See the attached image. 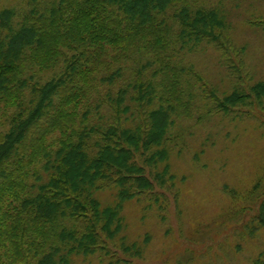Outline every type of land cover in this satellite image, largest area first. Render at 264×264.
Segmentation results:
<instances>
[{
    "label": "trees",
    "instance_id": "trees-1",
    "mask_svg": "<svg viewBox=\"0 0 264 264\" xmlns=\"http://www.w3.org/2000/svg\"><path fill=\"white\" fill-rule=\"evenodd\" d=\"M11 2L0 0V264L108 252L124 204L154 191L152 176L174 186L168 166L148 169L167 161L174 117L192 114L181 51L211 45L237 79L229 96L207 91L209 115L264 106V83L240 87L244 49L205 0ZM107 190L114 207L97 196Z\"/></svg>",
    "mask_w": 264,
    "mask_h": 264
},
{
    "label": "rangeland",
    "instance_id": "rangeland-1",
    "mask_svg": "<svg viewBox=\"0 0 264 264\" xmlns=\"http://www.w3.org/2000/svg\"><path fill=\"white\" fill-rule=\"evenodd\" d=\"M205 1L220 10L234 44L244 49L243 64L237 65L243 72L240 87L249 92L264 83V30L248 24L264 19V0ZM3 5L13 4L3 0ZM178 55L194 72L185 76L183 85L194 95L192 114L174 117L170 141L163 147L168 159L148 169L164 172L168 166L174 186L168 182L162 187L150 175L154 191L124 204L123 228L110 250L72 256L70 264H252L264 253V227L259 222L264 106L244 107L232 116L209 115L207 91L229 96L239 87L237 79L211 45ZM157 102L155 108L160 106ZM129 122V127L135 125L133 119ZM97 196L104 206L117 205L116 190ZM124 247L134 248L140 257Z\"/></svg>",
    "mask_w": 264,
    "mask_h": 264
}]
</instances>
